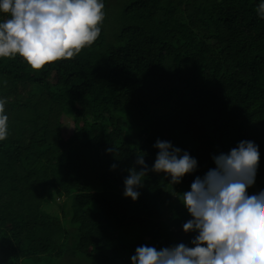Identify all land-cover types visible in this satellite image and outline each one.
Here are the masks:
<instances>
[{
	"label": "trees",
	"instance_id": "16d2710c",
	"mask_svg": "<svg viewBox=\"0 0 264 264\" xmlns=\"http://www.w3.org/2000/svg\"><path fill=\"white\" fill-rule=\"evenodd\" d=\"M104 2L99 37L74 57L41 69L0 58L9 129L0 141V264H130L140 245H190L176 196L241 140L259 145L253 187L264 184L256 0ZM63 116L73 124L67 137ZM158 138L188 151L197 170L173 189L149 172L132 201L123 180L137 155L151 167ZM48 200L59 213L43 210Z\"/></svg>",
	"mask_w": 264,
	"mask_h": 264
},
{
	"label": "clouds",
	"instance_id": "9594fccd",
	"mask_svg": "<svg viewBox=\"0 0 264 264\" xmlns=\"http://www.w3.org/2000/svg\"><path fill=\"white\" fill-rule=\"evenodd\" d=\"M104 8V0H0V58L19 55L32 69L72 58L99 37ZM254 11L264 19V0H256ZM8 132L0 98V141ZM153 147L158 151L151 167L144 154L137 155L123 180L122 195L132 201L149 172L163 173L173 189L197 170V159L171 141L158 138ZM211 160L212 168L175 195L190 216L182 225L183 232L195 233L190 245H140L130 264H264V184L253 187L259 145L241 140Z\"/></svg>",
	"mask_w": 264,
	"mask_h": 264
},
{
	"label": "rangeland",
	"instance_id": "374dc122",
	"mask_svg": "<svg viewBox=\"0 0 264 264\" xmlns=\"http://www.w3.org/2000/svg\"><path fill=\"white\" fill-rule=\"evenodd\" d=\"M123 2V0H122ZM62 128L64 129L65 137L69 136V132L72 129V121L67 116H63L61 119ZM43 210L49 214L52 213H59V208L57 203L53 200H48L47 202L43 203ZM116 264H128L126 260L122 259L118 261Z\"/></svg>",
	"mask_w": 264,
	"mask_h": 264
}]
</instances>
